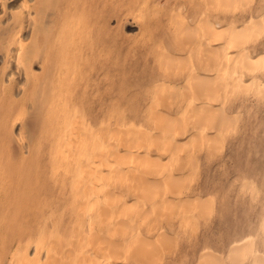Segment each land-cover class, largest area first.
Here are the masks:
<instances>
[{"label": "rangeland", "instance_id": "374dc122", "mask_svg": "<svg viewBox=\"0 0 264 264\" xmlns=\"http://www.w3.org/2000/svg\"><path fill=\"white\" fill-rule=\"evenodd\" d=\"M132 1H107L110 17L104 22L105 31L97 36L91 35L90 46L83 44L80 48L76 47V56L80 60L79 75L70 105L78 112L79 120L82 118L77 123L81 126H78L79 129L82 132L88 130L87 133L91 132L93 140L95 139L92 153L89 157H82L80 163L88 160L93 164L92 174L95 176L96 186L99 185L95 193L96 201L102 212L92 220L90 232L89 228L82 231L81 224L84 221L81 219L85 220V214L81 204L86 197L74 198L73 205L76 209L79 206V209L77 213L72 212L71 206L64 207L69 202L68 187L63 190L59 187L53 188L50 174H47L50 187L48 194H52L51 200L59 204L52 214V219L58 222V235L62 240L57 248V260L71 264L75 258L86 252L91 256L89 258L98 260L102 259V255L111 253L109 264H203L201 260L205 255L207 258L208 255L214 256L219 261L216 264H250L255 256L264 263V98L254 97L252 91L246 94L237 89L233 93L235 96L230 93L229 97L223 96L226 101L221 104L214 103L213 108L214 105L219 107V111L225 115L224 118L227 116L232 122L230 131L219 134V138L210 130L194 131L192 118L180 115L186 97L174 99L169 105L170 110L166 109V112L162 105L155 108L158 113L147 108L151 105L153 107L151 100L156 86L159 88L162 83L164 87H181L191 67L200 73L199 62L190 57L188 48L182 46L185 49L182 52L183 48L180 49L175 44L177 41L174 43L173 20H180V23H185V28L190 26L192 29L191 26L198 19L206 18L215 22L219 15L223 30H229L231 26L239 30L250 20H260L264 14V0H251L249 10H242L238 4L239 8L237 5L236 10L231 13L208 10L200 0H148V5L143 7ZM256 18L257 21H254ZM260 33L253 43L247 45L254 58L264 55V28ZM160 52L161 55L168 54L164 58L171 55L184 56L183 59L186 57L189 68L185 64L184 67L182 65L174 69L176 73L182 72L181 74L169 70L173 69L170 67L160 68ZM254 75V81L264 88V71ZM250 79L251 75L244 72L242 81L247 83ZM153 86L156 88L154 91ZM155 117L169 118L179 123V134L182 133V136L177 134L178 137L174 136L176 139L172 140H176L178 145L185 143L187 138L192 141V135H197L198 138L195 136L194 139L201 140H196L197 145L193 139L192 143H186L187 151L183 147V151L173 154L166 147L167 142H172V137L167 138V134L163 135L162 130H157L159 126L154 127L157 123ZM18 132L16 128L15 133ZM202 134L221 140H217L216 150L204 146ZM139 135L144 141H159L154 147L148 146L144 150L162 162L157 171L144 174L138 165L135 166V156L143 154L144 151L142 148L137 150L128 147L127 142L133 138L131 140L140 139L143 144ZM144 135L147 137L144 138ZM188 143L194 148H189ZM146 145L148 144H143V147ZM187 153L190 155H186ZM44 159L47 160V153ZM56 179L59 180L60 177ZM175 184L177 185L173 188ZM199 201L204 206L207 202V212H197L198 208L194 206ZM139 242L146 253L140 248L139 251L136 249ZM246 244L250 246V254L244 255L245 259L242 257L243 259L235 261L237 263L228 261L229 253ZM135 252H139L138 256L141 254L138 261L137 258L134 259ZM28 253L31 256L34 252L30 249Z\"/></svg>", "mask_w": 264, "mask_h": 264}, {"label": "bare ground", "instance_id": "6f19581e", "mask_svg": "<svg viewBox=\"0 0 264 264\" xmlns=\"http://www.w3.org/2000/svg\"><path fill=\"white\" fill-rule=\"evenodd\" d=\"M107 1L109 0H0V264H67L61 259L57 260L56 256L57 248L62 244V240L58 235V222L52 219V214L55 209H58L59 204L51 200L53 199L51 198L52 194H48L50 188L46 177L48 173L53 188L59 187L63 190L68 187L69 202L64 207L69 205L71 211L77 213L79 206L76 209L73 205L74 198L86 197L85 202L81 204L85 214H83L85 220L81 219L84 223L81 224L80 221L82 231L89 228L88 232H90L92 220L102 212L96 201L95 193L99 185L96 186L95 176L92 174L93 164L88 160L80 163L81 159L89 157L92 153L95 139L93 140L91 132L87 133L88 130L82 132L79 129L81 126L77 123L82 121V118L79 120L78 112L70 104L73 100L71 95L75 91V81L79 75L80 60L79 56H76V47L80 48L83 44L90 46L91 35L96 34L97 36L105 31L104 22L110 17V11L106 7ZM200 1L207 6L208 10H214L216 13L224 11L231 13L236 10L238 4L242 10H249L251 4V0ZM132 3L143 7L148 5V0H133ZM171 21L170 28L172 27ZM174 21L176 20L172 21L173 34L171 32L174 43L177 41L175 44L180 49L182 46L188 48L190 57L196 58L199 62L200 73L198 74L191 67L187 71L181 87L168 84L164 87L162 83L161 86L158 85L159 88L156 86L157 89L153 86V91L156 90L153 100H150L154 108L152 105L147 108H152L151 111L158 113L159 111L155 108L162 105L166 112V109L170 110L171 106L169 108V105L174 99L181 96L186 97L185 106L180 109V115L192 118L193 123L189 121L193 124L194 131L210 130L218 134L213 133L219 138V134L223 135L228 130L230 131L232 122L231 118L228 119L227 116L224 118L225 115H222L219 107L216 108L214 105L215 108H213L214 103L221 104L225 100L224 95L235 94L237 89L245 93L252 91L254 97L264 98V88L254 81V74L264 71V58H262L264 55L261 56L262 59L254 58L247 47L255 41L258 35L260 36V32H263L264 14L258 22L250 20L239 30L233 29L232 26L229 30H226L228 28L223 30L219 15L215 22L206 20V18L205 20L198 19L196 24L191 26L192 29L190 26L185 28V23H180V20L176 21V26ZM254 21H257V18ZM178 23L183 24V27ZM184 48L182 52L185 50ZM231 51L235 53H229ZM161 54L160 52L158 55L160 68L170 67L173 69L169 70H174L182 65L183 67L185 64L186 67L188 65L186 57V60L183 59L184 56L172 57L174 55H171L169 58H164L168 54ZM175 71L173 72L176 73ZM244 72L251 75L250 82L242 81ZM181 73L178 71L176 74ZM234 94L233 96H235ZM147 116L150 117L148 113ZM160 117H155L157 123L155 122L156 126L154 127L158 128L157 126H159L157 130L160 132L162 130L161 133L167 134L169 139L172 137L171 141L176 139L177 134L180 133L179 123L169 118ZM81 123L83 125V122ZM16 128L19 131L17 134L15 133ZM132 136L134 135L132 134ZM174 136L176 137L174 138ZM192 136L193 139L195 136L198 138L197 135ZM146 137L144 135V138ZM202 137L204 146L209 149L213 147L216 150L217 142H221L211 135L202 134ZM196 138L194 141L201 140V138ZM131 139L127 142L128 147L142 148L143 151L159 143L155 139L154 141L148 138L149 141H144L141 138L143 144H148L143 147L140 139ZM188 139L186 142L184 141V146L180 143L181 146L178 145V142L174 140L171 142L172 144L167 142L168 146L166 145V147L169 152L174 154L188 146L187 142L192 143L193 139L192 141ZM148 142L152 145H149ZM191 143H188L189 148H194L191 147L193 146ZM194 144H197V141ZM195 149L193 151L196 152ZM214 150L210 151L214 153ZM46 153L47 160L44 159ZM24 154L27 155L24 156ZM135 160L137 163L135 166L138 165L144 174L157 171L162 164L158 158L151 157L146 151L135 156ZM58 177H60L59 180L56 179ZM180 187L182 186L180 185ZM246 189L252 190L250 187H246ZM206 203L205 206L200 205L201 202L194 206L196 209L198 208L197 212L200 211V214L207 212ZM106 212H103L104 215ZM120 231L122 232L121 229ZM262 231L264 230L262 229ZM108 238L110 239V236ZM140 244L139 242L136 249L144 250L145 248L141 249ZM249 247L247 244L240 248L237 247V250L229 253L228 261L233 263L243 259L244 255L250 254ZM152 248L154 247L152 246ZM30 249L33 250L34 253L31 256L34 257L29 256ZM138 253H134L136 261L141 255L138 256ZM144 253H146L145 250ZM87 254L86 252L82 253L71 264H109L108 259L111 258V253H108L109 255L106 253L107 257L102 255L101 260L89 258L91 256ZM210 256L212 255H208V258L214 257ZM203 258L201 260L203 264L219 262L216 261V258L209 260L206 255ZM250 264L264 263L263 260L255 256L251 259Z\"/></svg>", "mask_w": 264, "mask_h": 264}]
</instances>
